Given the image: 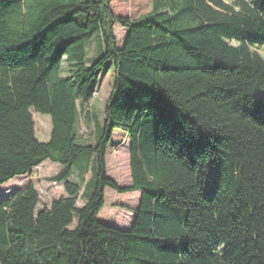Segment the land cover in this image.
<instances>
[{
    "label": "trees",
    "instance_id": "trees-1",
    "mask_svg": "<svg viewBox=\"0 0 264 264\" xmlns=\"http://www.w3.org/2000/svg\"><path fill=\"white\" fill-rule=\"evenodd\" d=\"M112 1L0 0V185L45 161L81 178L59 173L64 195L40 209L32 182L0 202V264H264V100L252 99L255 85L264 93V0H150L133 19ZM106 64L100 122L87 107ZM31 111L49 117L48 142ZM116 129L125 188L106 174ZM105 188L140 193L128 230L96 220Z\"/></svg>",
    "mask_w": 264,
    "mask_h": 264
},
{
    "label": "rangeland",
    "instance_id": "rangeland-1",
    "mask_svg": "<svg viewBox=\"0 0 264 264\" xmlns=\"http://www.w3.org/2000/svg\"><path fill=\"white\" fill-rule=\"evenodd\" d=\"M224 1L226 3H231L233 0ZM110 7L115 15L127 16L133 19L149 11L150 0H142L139 2L132 1L131 4L127 6L119 0H113ZM125 34V30L118 25L114 27V37L118 48L122 46ZM99 43L100 39L95 35L86 44L87 65H90L94 59L100 56ZM259 51L260 54L264 56V47ZM67 71L68 66L64 63L63 74L61 76L65 77ZM113 80V71L108 67V64H106L95 74L90 85V89L93 91V99L91 104L87 107V113L88 116L96 115L100 122H102V114L106 101L110 95ZM31 114L33 116L36 139L41 143L48 142L51 132L49 117L34 111H31ZM80 118L78 135L89 139L92 126L89 127V125H86L83 113L80 114ZM106 154L107 178L113 181L119 188L131 186L128 139L125 133L119 129L113 131L107 146ZM70 167L45 161L40 167L33 169L31 173L25 176L15 177L10 181V184L6 186H4V184V187L0 185V202L10 199L16 191L24 188L28 182H32L40 197L38 209L44 205H49L51 201L59 197L60 193L64 195L63 192H61V184L55 180L59 173L66 172L70 168L68 179L75 183H80L81 178L77 175L78 171L75 167ZM7 193L10 194L6 195ZM139 200L140 193L138 191L118 193L110 188H105V204L98 213L96 220L105 226L120 231H126L134 221L135 213L133 210L138 207ZM81 205V202H78V206Z\"/></svg>",
    "mask_w": 264,
    "mask_h": 264
},
{
    "label": "water",
    "instance_id": "water-1",
    "mask_svg": "<svg viewBox=\"0 0 264 264\" xmlns=\"http://www.w3.org/2000/svg\"><path fill=\"white\" fill-rule=\"evenodd\" d=\"M252 99L254 100L255 104H261L264 100V93L260 89L259 85H255L253 92H252Z\"/></svg>",
    "mask_w": 264,
    "mask_h": 264
},
{
    "label": "crops",
    "instance_id": "crops-1",
    "mask_svg": "<svg viewBox=\"0 0 264 264\" xmlns=\"http://www.w3.org/2000/svg\"><path fill=\"white\" fill-rule=\"evenodd\" d=\"M106 155H107V154H106ZM106 169H107V167H106ZM106 171H107V170H106ZM61 192H63V190H62ZM63 194H64V192H63ZM59 196H61V193H60V195H59ZM135 210H136V209H134V210H133V211H134V213H135Z\"/></svg>",
    "mask_w": 264,
    "mask_h": 264
}]
</instances>
